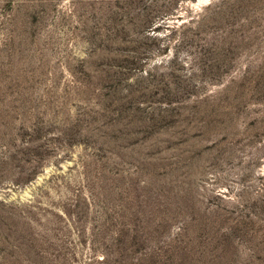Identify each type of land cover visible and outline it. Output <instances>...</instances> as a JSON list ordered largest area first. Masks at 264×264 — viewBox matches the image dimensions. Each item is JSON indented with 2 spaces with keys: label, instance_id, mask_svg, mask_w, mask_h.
Instances as JSON below:
<instances>
[{
  "label": "rangeland",
  "instance_id": "obj_1",
  "mask_svg": "<svg viewBox=\"0 0 264 264\" xmlns=\"http://www.w3.org/2000/svg\"><path fill=\"white\" fill-rule=\"evenodd\" d=\"M0 264H264V0H0Z\"/></svg>",
  "mask_w": 264,
  "mask_h": 264
}]
</instances>
